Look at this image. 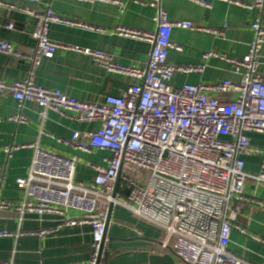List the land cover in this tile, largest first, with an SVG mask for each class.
I'll list each match as a JSON object with an SVG mask.
<instances>
[{
  "label": "built area",
  "instance_id": "built-area-1",
  "mask_svg": "<svg viewBox=\"0 0 264 264\" xmlns=\"http://www.w3.org/2000/svg\"><path fill=\"white\" fill-rule=\"evenodd\" d=\"M191 1L212 7L209 0ZM218 1L250 10L264 7V0L245 4L237 0ZM158 2L154 0L151 5ZM0 8L19 10L41 20L32 32L36 41L32 52L25 53L0 40V53L30 65L25 80L6 82L0 78V93L13 95L19 109L26 100L36 102L42 116L47 111L64 114L70 110L76 121H97L99 127L95 131H75L69 139L57 140L76 151L109 152L102 165L93 166V180L85 183L76 179L77 157L46 151L39 142L6 146L4 150L9 155L28 147L35 153L26 176L16 179L22 200L0 198V212L14 213L20 223L30 214L64 216L73 211L78 216L63 217L60 223L45 230L18 233L0 230V238L46 236L63 228L90 225L91 256L82 264H96L113 203L162 229L166 238L163 247L170 248L184 264H244L228 247L239 203L264 207L263 201L251 200L245 194L248 180L264 185V147L251 144L252 135L264 136V75L259 72L264 57L261 20L251 24L255 36L244 57L234 58L216 51L204 56V61L217 58L231 65L239 76L237 80L174 86L171 82L177 73H202L206 65L202 62L180 66L169 62V53L174 48L173 29L216 35H223V29L205 28L191 20H172L160 8L155 31L126 26L115 29L119 36L152 45L144 67L125 66L116 63L107 52L61 43L49 35L53 23L100 33L106 32L103 28L63 17L50 7L38 13L0 0ZM227 26L224 23L223 28ZM60 50L91 56L106 71L132 77L137 82L117 95H105L98 102L82 101L60 89L38 84L35 76L42 62ZM220 95L231 98L221 100ZM26 120L21 113L6 119L0 117V123ZM247 155L261 159L258 172L246 171L243 157ZM118 178V192L113 196ZM0 264L16 263L0 260Z\"/></svg>",
  "mask_w": 264,
  "mask_h": 264
},
{
  "label": "crops",
  "instance_id": "crops-1",
  "mask_svg": "<svg viewBox=\"0 0 264 264\" xmlns=\"http://www.w3.org/2000/svg\"><path fill=\"white\" fill-rule=\"evenodd\" d=\"M18 8L44 13L48 7L59 15L81 21L106 32L69 27L62 24L49 26L50 37L58 42L79 45L102 50L112 55L114 61L125 66L144 67L147 64L152 45L128 37L117 35L114 31L119 26H126L143 31L157 29L156 17L159 9L167 11L172 20H191L196 25L210 29H223V35L205 34L187 29H173L174 48L169 53V62L180 65H197L202 62L206 67L202 73H177L171 82L174 86L185 83H214L239 76L231 65L217 59L204 56L210 52H224L234 58H242L248 53L249 44L254 39L251 24L261 20L264 27V7L245 9L242 5L218 0H209L211 8H206L191 0H4ZM206 1V0H205ZM243 4L253 0H237ZM4 9V8H2ZM5 10L0 21V40H5L17 49L29 53L36 46L32 32L40 23L37 17L19 10ZM224 23L228 26L223 28ZM12 24V28L8 26ZM264 54V44L262 48ZM30 65L24 61H13L0 53V78L6 82L25 80ZM259 72L264 75V57L261 58ZM35 81L38 84L60 89L69 96L82 101L98 102L105 95H117L137 81L126 75L108 72L93 57L68 51H57L53 58L44 60L39 67ZM221 100L231 96L220 95ZM13 95L0 93V117L21 113L26 122L0 123V198L19 202L22 191L16 185V179L26 176L35 150L23 148L14 150L11 155L5 152L6 146L28 145L39 142V146L62 156H74L79 160L76 170L77 181L90 183L94 176V165H102L108 151L91 149L89 152L76 151L65 146L57 138L69 139L75 131L84 133L95 131L99 123L79 122L71 118L74 114L65 110L64 114L47 111L41 115L39 105L26 100L19 109ZM257 146V141H252ZM255 146V147H256ZM259 147V146H258ZM246 171L256 173L252 163L255 156L243 157ZM258 158V157H257ZM261 164V161H260ZM245 194L254 201L264 202V185L254 180L245 184ZM125 194L123 193V196ZM78 216L68 211L66 215L30 214L20 223L17 215L9 211L0 212V230L12 233L39 231L52 228L63 217ZM149 223L140 219L121 206L114 208L109 224L107 241L102 264H149L152 253L168 252L162 241L165 233L158 227H149ZM228 250L244 264H264V207L249 202L239 203V211L234 222ZM237 226L244 229V233ZM90 225L63 228L46 236H22L0 238V260L14 261L16 264H82L91 256ZM263 240V241H259ZM184 264L178 259L176 264Z\"/></svg>",
  "mask_w": 264,
  "mask_h": 264
},
{
  "label": "water",
  "instance_id": "water-1",
  "mask_svg": "<svg viewBox=\"0 0 264 264\" xmlns=\"http://www.w3.org/2000/svg\"><path fill=\"white\" fill-rule=\"evenodd\" d=\"M5 13H6L5 10L0 8V18H2ZM0 21H1V19H0ZM9 59H12L13 61H20V60L13 58V57H9ZM119 182H120V179L118 178L113 196H115L118 192ZM114 208H115V206L112 203L110 205V208H109L108 219H107V223H106V230L104 233L103 241H102L101 246H100V251H99V255H98V259H97L96 264H101V262H102L104 249H105V245H106V241H107V233H108L110 221L112 219V214H113ZM177 261H178V258L173 254V252L170 248L168 249V252L160 253V254L152 253L148 257V263L149 264H176Z\"/></svg>",
  "mask_w": 264,
  "mask_h": 264
},
{
  "label": "rangeland",
  "instance_id": "rangeland-1",
  "mask_svg": "<svg viewBox=\"0 0 264 264\" xmlns=\"http://www.w3.org/2000/svg\"><path fill=\"white\" fill-rule=\"evenodd\" d=\"M257 141L259 144L257 145V146H259V147H264V136H254V137H252V141ZM256 146V145H255ZM260 161H261V159L260 158H257L256 157V159L253 161V163H252V165H253V167L255 166V170L258 172L259 171V169H260ZM153 227V228H155V225H152V224H150L149 225V227ZM179 263V262H178ZM180 264V263H179Z\"/></svg>",
  "mask_w": 264,
  "mask_h": 264
}]
</instances>
